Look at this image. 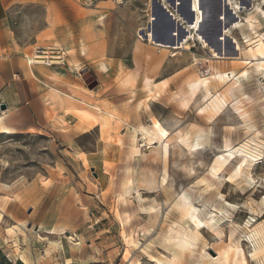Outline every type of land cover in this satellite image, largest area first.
<instances>
[{"label":"rangeland","instance_id":"rangeland-1","mask_svg":"<svg viewBox=\"0 0 264 264\" xmlns=\"http://www.w3.org/2000/svg\"><path fill=\"white\" fill-rule=\"evenodd\" d=\"M189 2L11 7L10 36L38 63L70 67L80 87L67 91L82 103L0 136L7 253L24 264H264V0H192L188 26ZM112 83L119 92L104 95Z\"/></svg>","mask_w":264,"mask_h":264},{"label":"crops","instance_id":"crops-1","mask_svg":"<svg viewBox=\"0 0 264 264\" xmlns=\"http://www.w3.org/2000/svg\"><path fill=\"white\" fill-rule=\"evenodd\" d=\"M17 1L0 0V106L3 105L5 107L4 110L0 111V128L11 132V134H2L0 136L35 132L40 128L41 123L51 125L53 114L69 111L66 108L68 107L67 105L73 104L71 100L82 103L81 99H79L80 96L77 98L76 95H71L67 91V88L72 87L71 85L80 87V84L71 77L70 67L64 69L57 66H45L40 63L29 64L30 49L19 45L10 36V9ZM98 46L101 47L98 43L97 45H91L95 49H98ZM97 51L88 57L98 59V55L103 50ZM140 51V57L136 51L135 56L137 58H146L144 50L140 48ZM148 54L151 56L149 63L155 69L161 58L157 57L159 61L156 62L151 61V58L156 56L152 55V51ZM81 56L86 58L87 55ZM82 62L83 59L77 60V65ZM113 65L116 66L117 64L113 63ZM60 75H66V77H60ZM129 76L131 80V75ZM109 88L110 90L104 95L113 96L119 92V88L114 86L113 83ZM100 104L101 107L108 109V106L103 103ZM113 110L118 112V109L113 108ZM94 125L98 128L101 126L99 124ZM2 236L3 238H0V264H17V261L22 263L20 258L26 257L7 253L9 242L3 243L2 240L6 239V235L2 234ZM12 256H17L18 258L14 260Z\"/></svg>","mask_w":264,"mask_h":264},{"label":"bare ground","instance_id":"bare-ground-1","mask_svg":"<svg viewBox=\"0 0 264 264\" xmlns=\"http://www.w3.org/2000/svg\"><path fill=\"white\" fill-rule=\"evenodd\" d=\"M175 4V3H174ZM174 4H173V6H174ZM189 9H190V12L191 13H193V18H194V20L191 22V23H189V25L188 26H190V25H192L194 22H195V13H194V11H193V9H192V0H190V4H189ZM204 14V13H203ZM201 25V24H200ZM162 43H164V44H166V45H168L167 44V42H163V41H161ZM168 46H173V45H168ZM257 50L259 51V52H261V54L264 56V47H263V45H262V43H258V46H257ZM260 54V53H259ZM39 57L37 56V57H34V58H29V60H28V62H29V64H35V63H38V61H36V59H38ZM262 64L260 65V67L261 66H264V62H261ZM244 76V74H241V77H243ZM226 78V77H225ZM224 78V76H222V75H219V79L220 80H223V79H225ZM152 78H145V81H144V84H145V86L146 87H150L151 85H152V83H153V80H151ZM204 81V80H203ZM206 81V80H205ZM204 81V84H206V82ZM238 81V80H237ZM235 83V82H234ZM238 83V82H237ZM203 86V85H202ZM235 86V85H234ZM240 84L238 83L237 84V87H235L237 90L238 89H240ZM147 90V89H146ZM233 89H231V91H230V94L232 95V96H234V94H233ZM215 105V106H214ZM209 106H212V108L213 109H215L216 107L217 108H219V106H220V103H219V100H218V98L217 97H215L212 101H210V105ZM2 134H11V132H9V130H7V129H4V128H0V135H2ZM153 140V139H152ZM157 140V139H156ZM183 141V140H182ZM166 148V147H165ZM164 148V149H165ZM167 149V148H166ZM165 149V150H166ZM197 149V148H196ZM164 150V151H165ZM156 152H158L159 150L158 149H156L155 150ZM167 153V152H166ZM243 158V157H242ZM242 160V159H241ZM183 197V203H184V206H183V214L185 215V216H187V217H189L190 219H191V221H192V219H193V217H194V215L195 214H197V213H199V211L197 210V209H195L194 207H193V205L191 204V202L189 201V199L187 198L188 196H186V195H183L182 196ZM182 200V199H181ZM47 234H49V235H53L52 233H50V232H46ZM14 257V260H16L18 257L17 256H13ZM227 260V259H226ZM24 263V262H23Z\"/></svg>","mask_w":264,"mask_h":264},{"label":"water","instance_id":"water-1","mask_svg":"<svg viewBox=\"0 0 264 264\" xmlns=\"http://www.w3.org/2000/svg\"><path fill=\"white\" fill-rule=\"evenodd\" d=\"M190 1V0H189ZM189 4H190V2H189ZM188 11L190 10L189 9V5H188ZM202 11H203V13H205L204 12V10L202 9ZM194 16H193V13L191 14V19H190V23L194 20V18H193ZM85 79V81H86V83L88 84V88L89 89H93L96 85H97V83H96V81H93V82H91V79H89V78H84ZM89 82H91V83H89ZM5 109V107L3 106V105H1L0 106V111L1 110H4Z\"/></svg>","mask_w":264,"mask_h":264}]
</instances>
